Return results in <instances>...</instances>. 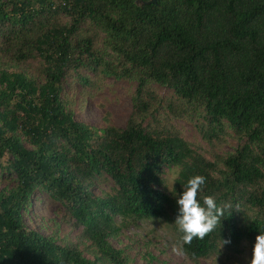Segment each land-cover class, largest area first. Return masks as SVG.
<instances>
[{"label":"trees","instance_id":"1","mask_svg":"<svg viewBox=\"0 0 264 264\" xmlns=\"http://www.w3.org/2000/svg\"><path fill=\"white\" fill-rule=\"evenodd\" d=\"M138 1L149 0H0V170L15 180L0 190V264H130L110 240L156 219L181 239L176 201L195 175L201 202L231 209L203 240L181 241L183 254L198 262L246 242L252 256L264 233V0ZM101 77L137 84L123 128L75 121L62 96L68 79ZM173 120L193 125L209 157ZM226 137L237 146L220 154ZM106 178L111 192L95 195ZM37 192L62 206L77 241L24 226Z\"/></svg>","mask_w":264,"mask_h":264},{"label":"rangeland","instance_id":"2","mask_svg":"<svg viewBox=\"0 0 264 264\" xmlns=\"http://www.w3.org/2000/svg\"><path fill=\"white\" fill-rule=\"evenodd\" d=\"M68 18L66 22L68 23ZM93 85L86 88L80 82L68 79L64 82L62 96L72 110L75 121L92 128H105L107 125L123 128L133 110V96L136 82L117 79L114 77L93 78ZM163 97L171 96L166 87L152 86ZM173 125L181 132L185 140L195 147L201 148L203 154L209 157V146L204 142L193 125L184 120H173ZM219 153L226 154L234 150L237 142L234 138L226 137L220 144ZM8 157L3 159L6 164ZM177 176L176 168L165 169L163 173L164 188L172 189ZM15 185L12 175L4 174L0 170V190L9 189ZM113 184L106 178L94 188V194L102 196L111 192ZM32 206L23 213L24 226L46 238H51L57 244L75 242L80 233L72 226L60 204L47 195L37 192L32 196ZM111 245L122 250L130 264H251L252 256L248 245L243 242L240 252L231 254L221 249L198 262L188 259L181 250V239L175 230L166 222L143 220L123 228L120 233L110 240ZM81 245L82 250L85 249ZM83 255L92 259L89 251Z\"/></svg>","mask_w":264,"mask_h":264},{"label":"clouds","instance_id":"3","mask_svg":"<svg viewBox=\"0 0 264 264\" xmlns=\"http://www.w3.org/2000/svg\"><path fill=\"white\" fill-rule=\"evenodd\" d=\"M206 183L203 175H195L188 181L177 199L178 213L175 225L182 233V245H190L194 239L203 240L207 235L221 228V222L230 204H218L215 195H206L203 201L200 193ZM230 240H222V247ZM251 264H264V233L255 238Z\"/></svg>","mask_w":264,"mask_h":264},{"label":"water","instance_id":"4","mask_svg":"<svg viewBox=\"0 0 264 264\" xmlns=\"http://www.w3.org/2000/svg\"><path fill=\"white\" fill-rule=\"evenodd\" d=\"M144 3H146V4H155L156 3V0H149L147 2H141V1H138L137 2V4H144Z\"/></svg>","mask_w":264,"mask_h":264}]
</instances>
